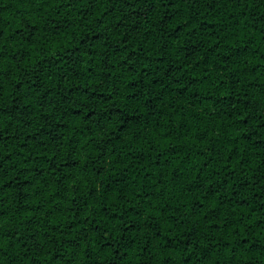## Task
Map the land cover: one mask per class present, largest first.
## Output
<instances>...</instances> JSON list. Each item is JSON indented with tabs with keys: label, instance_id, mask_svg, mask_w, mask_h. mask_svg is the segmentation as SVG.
<instances>
[{
	"label": "trees",
	"instance_id": "1",
	"mask_svg": "<svg viewBox=\"0 0 264 264\" xmlns=\"http://www.w3.org/2000/svg\"><path fill=\"white\" fill-rule=\"evenodd\" d=\"M0 264H264V0H0Z\"/></svg>",
	"mask_w": 264,
	"mask_h": 264
}]
</instances>
